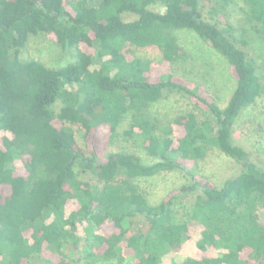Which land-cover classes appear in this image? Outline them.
Instances as JSON below:
<instances>
[{
	"label": "trees",
	"instance_id": "trees-1",
	"mask_svg": "<svg viewBox=\"0 0 264 264\" xmlns=\"http://www.w3.org/2000/svg\"><path fill=\"white\" fill-rule=\"evenodd\" d=\"M203 1L0 0V264H119L121 247L136 264H264V169L233 139L241 109L264 83L228 19L232 0ZM243 2L245 20L264 38V0ZM156 4L164 10L150 9ZM180 29L227 61L236 84L223 107L178 65ZM40 34L72 59L50 67L22 58ZM150 47L157 59L138 54ZM167 91L197 100L208 116L151 117L150 104ZM120 137L139 140L156 159L107 152ZM212 147L241 163L219 187L187 165ZM176 169L190 184L150 203L138 180ZM196 189L177 218L181 197Z\"/></svg>",
	"mask_w": 264,
	"mask_h": 264
},
{
	"label": "rangeland",
	"instance_id": "rangeland-1",
	"mask_svg": "<svg viewBox=\"0 0 264 264\" xmlns=\"http://www.w3.org/2000/svg\"><path fill=\"white\" fill-rule=\"evenodd\" d=\"M209 1L203 2L209 4ZM243 8H245L243 0H232L227 7L228 19L240 36L247 41L246 50L258 65V73L264 83V38L260 37L245 20ZM150 9L162 12L164 7L156 4L150 6ZM132 18L134 16L124 15L125 20ZM175 34L184 51V56L178 64L184 70V75L195 84L204 87L211 98L223 107L236 84L227 61L194 31L180 29L176 30ZM71 53L68 49L63 50L49 35L40 34L30 36L21 51V57L34 58L47 66L57 67L69 62L72 59ZM138 54L157 59L159 51L150 47L139 50ZM148 113L162 122H167L179 114L193 113L198 120L205 119L209 114L197 100L178 91L165 92L161 99L150 104ZM127 121L125 118L120 129L126 126ZM76 136L81 145L92 147V141H85L82 132H77ZM233 139L249 151L251 160L259 168L264 169V93L257 97L255 102L241 109L233 125ZM96 149L100 154H104L105 150H100L98 147ZM108 151L132 152L137 154L144 163H150L156 159L146 153L139 140L127 137H120L115 143L109 145ZM187 165L191 166L193 176L201 183L208 182L219 187L226 178L239 171L241 163L225 155L218 148L212 147L195 164L189 162ZM190 182L188 173L179 169L163 171L138 180L147 200L152 204L158 203L169 193L177 192ZM198 193L200 190L196 189L181 197L175 209L177 218L184 216L185 208L183 207H189ZM121 248L124 259L119 264H136V256L132 254V251L125 247ZM48 252L44 251V255H49L50 252ZM81 264H115V260L94 258L90 262L85 260Z\"/></svg>",
	"mask_w": 264,
	"mask_h": 264
}]
</instances>
